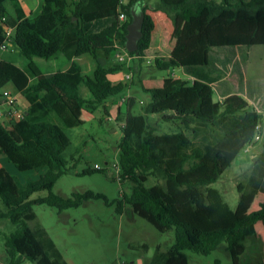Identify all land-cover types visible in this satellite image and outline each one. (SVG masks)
<instances>
[{
    "label": "trees",
    "instance_id": "obj_1",
    "mask_svg": "<svg viewBox=\"0 0 264 264\" xmlns=\"http://www.w3.org/2000/svg\"><path fill=\"white\" fill-rule=\"evenodd\" d=\"M132 8H139L144 20L137 51L128 54L139 61L152 55L159 70H180L177 76L164 75L158 86L142 85L141 112H132V103L124 112L120 105L116 109V119L123 122L117 143L120 176L134 182L120 207L128 205L159 232L173 231V242L157 244L149 263L189 264L187 251L208 255L223 245L229 261L214 264H245L247 237L256 235L257 224L264 232V201L239 217L209 186L257 135L261 150L237 189L264 193V78L244 76L250 48L264 44V0H42L33 17L25 16L19 0H0V62L8 68L25 60L9 66L11 70L0 66V86L9 79L27 103L12 126L0 120V154L18 171L39 172L34 179L19 181L0 167V200L6 207L0 217L17 225L5 241L7 264H68L46 229L38 222L29 224L36 218L32 204L63 210L102 196L91 190L70 196L50 190L67 172L64 153L70 140L65 129L80 124L65 98L89 113L99 106L108 111L106 100L129 86L110 78L122 62L104 65L97 56L107 57L117 47L126 50ZM157 11L172 24L182 19L166 55L153 37L152 13ZM84 55L92 56L90 72L77 61ZM59 56L69 62L62 76L43 75L33 60ZM147 114L160 115L174 129L158 131ZM141 175L159 183L146 185ZM44 189L46 196L30 199ZM261 259L256 264H264V248Z\"/></svg>",
    "mask_w": 264,
    "mask_h": 264
},
{
    "label": "rangeland",
    "instance_id": "obj_2",
    "mask_svg": "<svg viewBox=\"0 0 264 264\" xmlns=\"http://www.w3.org/2000/svg\"><path fill=\"white\" fill-rule=\"evenodd\" d=\"M155 14L153 18L156 28L153 37L158 40L161 53L166 55L178 30L175 24L168 23L166 36V33H162L163 26L158 22L159 17ZM161 36H164L163 40ZM103 58L104 65L118 61L123 63L119 70L110 75V78L114 81H126L129 86L118 97H109L106 100L108 111L99 106L93 113H89L77 107L74 100L67 98V103L78 117L80 124L65 129L70 140L64 153L67 172L55 181L50 190L63 196H70L75 191L91 190L102 196L97 199H87L77 207L63 210L46 203H33L32 208L36 218L29 224L38 222L46 229L68 264H108L113 261L118 264L125 262L148 264L157 244L167 247L173 242V231L159 232L144 218L131 212L128 205L124 204L120 207L123 195L131 192L134 182L120 176L117 143L121 135L119 125L123 122L116 119V109L117 105H120L124 112L128 104L132 103L131 111L141 112L142 105L145 104L142 85L158 86L164 75L169 73L177 76L180 75V70L172 69L166 72L156 69L152 65V55L145 56L139 61L126 54L124 59L118 60L112 52ZM86 59L88 62L85 61ZM33 60L42 73L56 71L67 64L61 56L50 59L33 57ZM77 61L85 72L92 70L94 64L89 55L81 56ZM24 62V59L17 61L19 65H23ZM127 74H130L129 78L126 77ZM244 76L247 80L264 78V44H255L250 48ZM6 87L10 88V85ZM80 92L85 96L88 95L83 86L80 87ZM261 114L264 125V110ZM147 119L158 131H168L175 127L171 122H163L160 115L147 114ZM12 134L18 139L16 132ZM260 150L261 138L255 140L252 145L244 146L218 179L209 185L219 191L223 200L239 217L258 209L259 202L264 197L263 193L245 194L237 189L238 184L246 182L252 160ZM95 164L99 166L98 169L94 167ZM87 169L94 170L89 173L83 172ZM13 175L19 181H25L36 178L39 172L17 171ZM140 179L144 184L152 187L159 183L158 179L148 175H141ZM48 192L45 189L36 191L30 195V199L46 196ZM5 210L6 207L0 200V212ZM256 228V235L246 239V254L254 253L258 260L264 244V239L259 238H264V232L261 225L257 224ZM16 229V224L0 217V264H7L5 241ZM223 248L221 246L208 255L187 251L189 264H199L198 260H201L202 264H213L215 258L225 262L228 253H223L221 251L224 250ZM25 264L33 263L27 260Z\"/></svg>",
    "mask_w": 264,
    "mask_h": 264
},
{
    "label": "crops",
    "instance_id": "obj_3",
    "mask_svg": "<svg viewBox=\"0 0 264 264\" xmlns=\"http://www.w3.org/2000/svg\"><path fill=\"white\" fill-rule=\"evenodd\" d=\"M20 1V4H21V7H22V9H23V11H24V14H25V16L26 17H33V16H35L38 12H39V10H40V8H41V5H42V0H19ZM150 3L153 1V0H148ZM154 13H156L155 15H156V17H159V21L158 22H160L161 23V25L163 26V31H162V33H166V36H167V33H168V23H171V21H170V19L166 16V15H164L162 12H153L152 13V15L154 14ZM172 24V23H171ZM181 25H182V19L181 18H179V17H177L176 18V21H175V26H176V30H179L180 29V27H181ZM155 28H156V26H155ZM162 38V40H163V37L164 36H161ZM154 40H155V43H156V45H157V47L158 48H160L159 47V42H158V40H156L155 39V37H154ZM162 44V43H161ZM172 45V44H171ZM113 53H114V56H115V51H113ZM90 56V55H89ZM91 57V59H92V56H90ZM116 57V56H115ZM106 58V57H105ZM97 60L100 62V63H102V64H104V62H105V59L103 58V56H97ZM86 62H88V60L86 59L85 60ZM67 63V64H66ZM65 66L62 68H60V69H58V70H56V71H52V72H47V73H43V75H50V74H60V76H62V74H63V71L68 67V65H69V62L68 61H65ZM7 63H3V62H0V66L3 68H7ZM13 65H19L17 62L16 63H14V64H10L9 66H13ZM8 66V70H11V68ZM6 69V70H7ZM4 70V69H3ZM166 72H169V71H166ZM7 85H10V88L9 87H6ZM3 90H7L10 94H12V95H14V97H15V105H16V108H18V109H24L25 107H26V101L22 98V96L20 95V93L18 92V90L13 86V84H12V82L9 80V79H6L5 81H4V83L0 86V93L3 91ZM65 101L66 102H68V100H67V98H65ZM68 104V103H67ZM68 106H69V104H68ZM10 107L9 106H7L4 102H3V98L1 97L0 98V110H1V112H5L6 110H8ZM0 120H4V121H6V123L8 124V126H12V120H9V119H7L6 117H4V116H0ZM253 144V142L251 143V144H248L247 146H249V145H252ZM0 167H3L4 169H6L10 174H16V172L18 171L15 167H14V165L10 162V161H8L7 160V158L5 157V156H3V155H1L0 154ZM258 193H261V192H258ZM264 194V193H263ZM264 201V197H263V200L262 201H260L259 202V204L261 203V202H263ZM259 239H264V238H259ZM222 246V248H223V245H221ZM220 246V247H221ZM247 246V245H246ZM219 247V248H220ZM218 248V249H219ZM264 248V244H263V247H262V249ZM224 249V248H223ZM221 250V249H220ZM223 253H226L227 251L224 249V250H221ZM227 256H228V254H227ZM256 255L254 254V253H249V254H246V251H245V253H244V256H243V261H244V263L245 264H256V263H259V261H261L262 259H261V257H260V259H258V260H256ZM215 260H219V261H221L219 258H215L214 260H213V264L215 263ZM229 261V256H228V258L226 259V261L225 262H228ZM221 262H223V261H221ZM253 262V263H252ZM197 263H199V264H202V261L201 260H198L197 261ZM124 264H126V262L124 263ZM148 264H150L149 262H148Z\"/></svg>",
    "mask_w": 264,
    "mask_h": 264
},
{
    "label": "water",
    "instance_id": "obj_4",
    "mask_svg": "<svg viewBox=\"0 0 264 264\" xmlns=\"http://www.w3.org/2000/svg\"><path fill=\"white\" fill-rule=\"evenodd\" d=\"M131 21L127 25V33L125 35V48L128 52H135L138 48V40L142 36V24L144 13L137 8L131 9Z\"/></svg>",
    "mask_w": 264,
    "mask_h": 264
},
{
    "label": "built area",
    "instance_id": "obj_5",
    "mask_svg": "<svg viewBox=\"0 0 264 264\" xmlns=\"http://www.w3.org/2000/svg\"><path fill=\"white\" fill-rule=\"evenodd\" d=\"M124 18L125 17L123 14L119 15V19L121 21H123ZM126 54H128V51L125 49H122L121 47H117V49L115 50V56L118 60L124 59ZM126 77L129 78L130 74H127ZM1 95H2L1 97L3 98V102L7 106H9L10 108L8 110H6L5 112H1V110H0V116H4L9 120L21 118L23 116V110L16 108L14 95L10 94L7 90H3L1 92ZM254 139H258V136L256 135L254 137ZM94 167L99 168V166L96 164ZM122 264H124V263H122Z\"/></svg>",
    "mask_w": 264,
    "mask_h": 264
}]
</instances>
